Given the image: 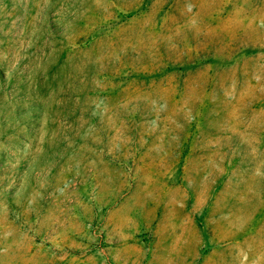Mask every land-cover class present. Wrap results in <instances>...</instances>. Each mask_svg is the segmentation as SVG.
Wrapping results in <instances>:
<instances>
[{"label": "rangeland", "instance_id": "obj_1", "mask_svg": "<svg viewBox=\"0 0 264 264\" xmlns=\"http://www.w3.org/2000/svg\"><path fill=\"white\" fill-rule=\"evenodd\" d=\"M0 264H264V0H0Z\"/></svg>", "mask_w": 264, "mask_h": 264}]
</instances>
